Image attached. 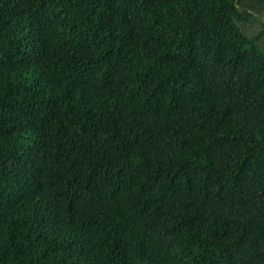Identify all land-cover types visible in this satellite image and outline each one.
<instances>
[{"label": "trees", "instance_id": "trees-1", "mask_svg": "<svg viewBox=\"0 0 264 264\" xmlns=\"http://www.w3.org/2000/svg\"><path fill=\"white\" fill-rule=\"evenodd\" d=\"M0 264H264V0H0Z\"/></svg>", "mask_w": 264, "mask_h": 264}]
</instances>
